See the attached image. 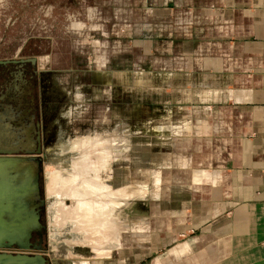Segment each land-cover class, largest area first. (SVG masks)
Wrapping results in <instances>:
<instances>
[{
  "label": "crops",
  "instance_id": "0c3cea01",
  "mask_svg": "<svg viewBox=\"0 0 264 264\" xmlns=\"http://www.w3.org/2000/svg\"><path fill=\"white\" fill-rule=\"evenodd\" d=\"M160 1V26L144 30L162 34L151 42L161 68L92 72L71 101L136 103L143 125L112 138L131 165L113 167L120 188L148 192L141 208L131 195L116 205L144 235L136 243L154 247L159 231L165 248L148 264H264V0Z\"/></svg>",
  "mask_w": 264,
  "mask_h": 264
},
{
  "label": "rangeland",
  "instance_id": "374dc122",
  "mask_svg": "<svg viewBox=\"0 0 264 264\" xmlns=\"http://www.w3.org/2000/svg\"><path fill=\"white\" fill-rule=\"evenodd\" d=\"M160 2L0 0V58L16 52L41 58L38 64L26 63V68L34 74L33 112L39 121L40 151L33 153L39 164L36 184L41 203L35 212L41 225V244L46 248L39 255L48 264L52 255L47 248L52 245L71 264H82L83 260L84 264H108L112 258L97 257L118 258L113 242H108L116 234L115 246L127 254L122 264H148L151 254H160L165 248L159 231L153 249L148 240L136 243L144 235L132 232L129 223L123 225L120 216L125 214L120 215L116 206L120 196L131 195L124 200L145 204L148 195L145 187H137L136 193L131 187L120 188L115 173L118 164L129 167L131 163L127 151L113 149L112 138L117 134L125 139L131 128L143 125V119L132 113L136 103L111 95L85 104L71 101L74 93L84 91V85H92L88 81L92 72L141 75L161 68L152 61L161 54L154 53L151 42L162 34L144 30L153 22V27L160 26ZM38 65L48 70L38 72ZM12 68V64H0L6 76ZM39 73L50 84L45 97L39 95ZM97 85L104 86H93ZM115 156L120 160L112 161ZM134 177L135 185H145L144 176Z\"/></svg>",
  "mask_w": 264,
  "mask_h": 264
},
{
  "label": "flooded vegetation",
  "instance_id": "af4514ba",
  "mask_svg": "<svg viewBox=\"0 0 264 264\" xmlns=\"http://www.w3.org/2000/svg\"><path fill=\"white\" fill-rule=\"evenodd\" d=\"M0 61H2L0 64L13 65L11 70L6 71L8 74L7 76L4 75L3 70H0V147L8 150V148L13 145L14 147H18V150H16L17 153L29 154L30 158L36 163L35 181L37 182L39 164L38 158L33 152L40 151L39 136L37 135L39 121L37 119L35 120L33 112L36 106V91L33 83L34 74L27 70L26 63L38 64L39 61L41 62V58L37 55L25 56L17 54L16 52L11 55V57L0 58ZM46 70L48 69L42 68V66L39 67L38 65V72ZM39 77L41 78H39V95L45 97L44 92H47L46 94L48 95L50 93V84L48 80L43 78V73H39ZM27 148L31 149V152H28L29 150L27 151ZM42 148L43 147H41V149ZM5 154L6 153H0V155ZM38 198L39 195L34 209L38 208L41 203L40 198ZM38 223L36 228L29 231L25 241L17 239L8 240L7 238L0 241V250H6L7 252L5 253H11L12 255L17 254V252H23L29 256L40 254L46 248L44 249L45 246L41 244V225L39 220ZM47 249L50 250L52 255L48 260L49 264H71L67 256L62 257L55 254L52 247ZM109 258H112V260H108V264L115 262V258H113L112 255H110ZM89 264H91L90 261Z\"/></svg>",
  "mask_w": 264,
  "mask_h": 264
},
{
  "label": "bare ground",
  "instance_id": "6f19581e",
  "mask_svg": "<svg viewBox=\"0 0 264 264\" xmlns=\"http://www.w3.org/2000/svg\"><path fill=\"white\" fill-rule=\"evenodd\" d=\"M16 150L18 147L13 145L8 150L0 147V153H6L0 155V241L5 238L25 241L29 231L39 224L34 209L38 201L36 163L29 154H19ZM26 150L31 152V149ZM51 247L57 254L58 247ZM5 252L0 250V264H41L36 258L39 254L29 256L23 252L15 255Z\"/></svg>",
  "mask_w": 264,
  "mask_h": 264
},
{
  "label": "water",
  "instance_id": "95a60500",
  "mask_svg": "<svg viewBox=\"0 0 264 264\" xmlns=\"http://www.w3.org/2000/svg\"><path fill=\"white\" fill-rule=\"evenodd\" d=\"M0 62H2V61H0ZM35 183H36V181H35ZM47 251L50 252V250H47ZM43 252H45V250H43ZM36 258L41 264H48V263L44 262V258L41 255L37 256Z\"/></svg>",
  "mask_w": 264,
  "mask_h": 264
}]
</instances>
